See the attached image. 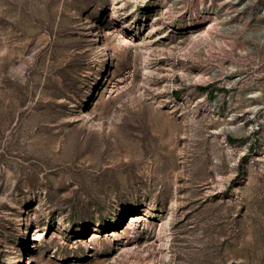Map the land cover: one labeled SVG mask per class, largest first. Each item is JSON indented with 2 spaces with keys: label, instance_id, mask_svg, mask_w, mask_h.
I'll return each instance as SVG.
<instances>
[{
  "label": "rangeland",
  "instance_id": "rangeland-1",
  "mask_svg": "<svg viewBox=\"0 0 264 264\" xmlns=\"http://www.w3.org/2000/svg\"><path fill=\"white\" fill-rule=\"evenodd\" d=\"M0 264H264V0H0Z\"/></svg>",
  "mask_w": 264,
  "mask_h": 264
},
{
  "label": "bare ground",
  "instance_id": "bare-ground-1",
  "mask_svg": "<svg viewBox=\"0 0 264 264\" xmlns=\"http://www.w3.org/2000/svg\"><path fill=\"white\" fill-rule=\"evenodd\" d=\"M146 70H147V72H149V73L151 72V70H150L148 64H146Z\"/></svg>",
  "mask_w": 264,
  "mask_h": 264
},
{
  "label": "trees",
  "instance_id": "trees-1",
  "mask_svg": "<svg viewBox=\"0 0 264 264\" xmlns=\"http://www.w3.org/2000/svg\"><path fill=\"white\" fill-rule=\"evenodd\" d=\"M230 140H233V139L230 137Z\"/></svg>",
  "mask_w": 264,
  "mask_h": 264
}]
</instances>
